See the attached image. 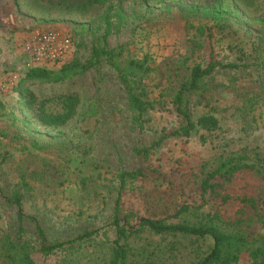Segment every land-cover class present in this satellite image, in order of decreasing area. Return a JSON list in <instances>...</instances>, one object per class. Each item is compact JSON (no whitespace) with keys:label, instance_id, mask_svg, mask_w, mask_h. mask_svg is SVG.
Returning <instances> with one entry per match:
<instances>
[{"label":"rangeland","instance_id":"obj_1","mask_svg":"<svg viewBox=\"0 0 264 264\" xmlns=\"http://www.w3.org/2000/svg\"><path fill=\"white\" fill-rule=\"evenodd\" d=\"M224 2L230 14L222 28H213L209 39L200 29L208 15L191 7H212L215 0H111L105 7L88 9L68 7L67 1L60 0H0V244L16 234L17 209L5 198L23 177L31 188L23 204L24 238L31 247L40 245L31 216L50 241L99 230L76 248L48 256L35 249L36 262L107 264L109 245L116 237L111 222L122 170L140 168L144 173L128 179L120 199L123 223L138 228L141 216L163 217L184 202L198 205L203 167L217 165L223 155L249 151L264 158V69L259 67L264 53V0H255L249 7L237 0ZM107 14L112 22L108 34ZM45 29L71 38L66 59L87 61L94 47L104 45L123 47L122 60L148 57L153 69L145 79L146 93L154 107L146 126L134 124L127 92L104 62L63 83L31 85L25 80L27 69L34 65L24 51L25 42ZM211 54L224 62L247 65L240 70H218L217 84L190 95L193 117L214 114L219 120L217 130L167 138L148 156L139 153L137 149L150 146L163 129L183 124L173 104L179 81L189 65ZM66 59L47 67L57 69ZM27 85L46 113H66L72 102L68 96L78 97L77 112L60 129L41 125L32 117L36 110L21 102L19 87ZM227 186L232 193L254 196L263 205L264 177L246 172ZM237 207L234 202L224 206L230 223L236 219ZM244 209L247 219H254L239 228L254 247L264 240V209L260 220L253 209ZM179 242L177 259L182 264L195 244L181 237ZM234 264H253L250 251L244 249Z\"/></svg>","mask_w":264,"mask_h":264},{"label":"trees","instance_id":"obj_2","mask_svg":"<svg viewBox=\"0 0 264 264\" xmlns=\"http://www.w3.org/2000/svg\"><path fill=\"white\" fill-rule=\"evenodd\" d=\"M67 1V6H76L80 9L93 7H105L111 0H60ZM165 0H157L164 2ZM243 2L247 7L252 6L255 0H237ZM111 4L108 6V8ZM203 12L209 19L205 25H201L202 35L213 37V28H222L223 22L230 14L229 6L224 0H215L212 7L194 6L191 9ZM207 17V18H208ZM107 34L112 30V22L108 14L105 16ZM75 55V54H74ZM123 47L108 48L94 47L93 56L82 61L78 58L66 59L57 69L47 66L31 65L27 69L24 78L31 81V85L48 82L63 83L72 80L78 75L87 72L98 63H105L116 72L119 82L127 92L129 110L135 125L144 128L148 121L149 111L154 107L146 93V82L148 74L152 71V61L148 57H129L122 60ZM261 59V60H260ZM259 60V67L264 69V53ZM246 63L224 62L216 59L213 54L205 61H195L188 66L184 77L174 95L173 104L176 112L183 119V124L170 131L163 129L161 137L153 141L148 147L137 149L139 153L148 156L153 148L171 137H189L203 130L211 133L219 127L218 118L212 113H204L196 118L193 117L190 107V95L196 92L202 93L217 84L215 73L218 70H240L246 68ZM24 86V85H23ZM19 87L21 102L27 109H35L34 119L45 127L60 129L77 112L79 104L78 97L68 96L72 100L70 109L64 114H48L42 105H37L39 97L29 85ZM252 100V99H251ZM254 105L253 102L250 103ZM39 108V109H36ZM204 135V134H203ZM204 137V136H203ZM204 175L200 180L202 201L198 205L184 202L175 212L163 217H139L138 228L127 226L123 223L120 211V199L129 178L143 176V171L122 170L119 177L118 195L115 198L114 213L111 225L115 227L116 237L109 245L107 264H179L178 253L181 251L179 238L189 239L195 244L190 250V255L182 264H234L240 259L244 249L250 251L253 264H264V240L250 246V240L239 228L244 221H251L254 216L247 219L245 209H253L254 215L261 218L260 211L264 209L254 196L245 193H232L227 183L234 181L240 174L253 173L264 177V158L257 153L249 151H233L222 156L217 165L204 166ZM30 183L23 177L15 185L11 196L5 199L16 206L17 209V231L14 237L6 236L0 244V264H38L33 256L34 250L45 256L52 255L56 251L72 249L92 240L98 233V229H87L76 237L50 241L42 225L35 216L31 218L36 222V230L39 235L40 245L35 248L24 238L25 213L24 198L26 192L30 191ZM228 190V191H227ZM231 202L237 203L236 219L233 223L224 217V206ZM240 205V206H239ZM243 205V206H242ZM242 206V207H241ZM230 225H234L231 227ZM150 236L159 237V242ZM163 241H167L165 243ZM136 242L138 245H134ZM168 249V250H167Z\"/></svg>","mask_w":264,"mask_h":264},{"label":"built area","instance_id":"obj_3","mask_svg":"<svg viewBox=\"0 0 264 264\" xmlns=\"http://www.w3.org/2000/svg\"><path fill=\"white\" fill-rule=\"evenodd\" d=\"M71 48V38L53 29L34 32L24 45V51L30 55L34 65L38 66H48L66 59Z\"/></svg>","mask_w":264,"mask_h":264}]
</instances>
